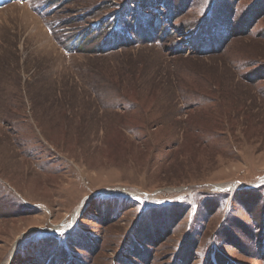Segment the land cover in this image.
<instances>
[{
	"label": "rangeland",
	"instance_id": "1",
	"mask_svg": "<svg viewBox=\"0 0 264 264\" xmlns=\"http://www.w3.org/2000/svg\"><path fill=\"white\" fill-rule=\"evenodd\" d=\"M226 263L264 264V0H0V264Z\"/></svg>",
	"mask_w": 264,
	"mask_h": 264
},
{
	"label": "trees",
	"instance_id": "2",
	"mask_svg": "<svg viewBox=\"0 0 264 264\" xmlns=\"http://www.w3.org/2000/svg\"><path fill=\"white\" fill-rule=\"evenodd\" d=\"M202 41H204V38H200ZM197 40H199V37H196L195 35L192 36V38L189 40L191 46H199V42H197ZM228 264V263H226Z\"/></svg>",
	"mask_w": 264,
	"mask_h": 264
}]
</instances>
